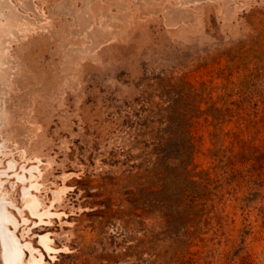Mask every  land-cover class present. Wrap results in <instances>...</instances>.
I'll list each match as a JSON object with an SVG mask.
<instances>
[{"label":"rangeland","instance_id":"obj_1","mask_svg":"<svg viewBox=\"0 0 264 264\" xmlns=\"http://www.w3.org/2000/svg\"><path fill=\"white\" fill-rule=\"evenodd\" d=\"M0 205V264H264V0H0Z\"/></svg>","mask_w":264,"mask_h":264},{"label":"bare ground","instance_id":"obj_2","mask_svg":"<svg viewBox=\"0 0 264 264\" xmlns=\"http://www.w3.org/2000/svg\"><path fill=\"white\" fill-rule=\"evenodd\" d=\"M4 221L12 222V218L3 211L0 205V222ZM2 236L4 239L6 264H23L22 252L13 239L12 234L5 231Z\"/></svg>","mask_w":264,"mask_h":264}]
</instances>
